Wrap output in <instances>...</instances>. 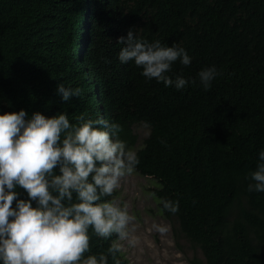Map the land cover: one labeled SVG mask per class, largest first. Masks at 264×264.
<instances>
[{
  "label": "trees",
  "instance_id": "obj_1",
  "mask_svg": "<svg viewBox=\"0 0 264 264\" xmlns=\"http://www.w3.org/2000/svg\"><path fill=\"white\" fill-rule=\"evenodd\" d=\"M130 28L188 51L191 65L177 61L174 73L196 78L215 65L221 75L208 91L198 80L180 91L147 80L118 60ZM60 83L81 97L64 101ZM21 109L67 112L70 123L104 116L132 149L135 126H147L135 171L158 181L163 216L204 264H264V193L249 192L245 179L264 149V0H0V113ZM162 198L178 199L179 211L163 210ZM114 240L90 230L93 253Z\"/></svg>",
  "mask_w": 264,
  "mask_h": 264
},
{
  "label": "clouds",
  "instance_id": "obj_2",
  "mask_svg": "<svg viewBox=\"0 0 264 264\" xmlns=\"http://www.w3.org/2000/svg\"><path fill=\"white\" fill-rule=\"evenodd\" d=\"M117 43L121 64L133 63L141 76L166 88L180 91L198 80L208 91L221 75L215 65L202 68L196 78L174 73L177 61L191 65L188 51L177 42L169 46L144 39L136 28ZM57 94L69 101L81 97L82 89L60 83ZM122 131L120 123L87 113L72 123L67 112L52 117L40 112L28 116L23 109L0 113V264H109L110 256L120 264L117 241L129 247L137 241L129 206L114 193L140 164ZM245 179L249 192L264 193V149ZM17 187L26 190L28 199L17 198ZM160 203L171 214L179 211L178 199ZM153 228L168 231L166 225ZM90 230L103 240H116L106 252L93 253Z\"/></svg>",
  "mask_w": 264,
  "mask_h": 264
},
{
  "label": "rangeland",
  "instance_id": "obj_3",
  "mask_svg": "<svg viewBox=\"0 0 264 264\" xmlns=\"http://www.w3.org/2000/svg\"><path fill=\"white\" fill-rule=\"evenodd\" d=\"M134 132L138 137L134 151L138 152L149 136L150 129L145 125H136ZM158 181L134 172L121 181V187L114 193L122 203H127L134 217V237L136 245H122L121 254L128 264H204L202 252L193 247L179 230L176 220L166 219L159 207L155 189ZM154 224L166 225L168 231L157 232Z\"/></svg>",
  "mask_w": 264,
  "mask_h": 264
}]
</instances>
